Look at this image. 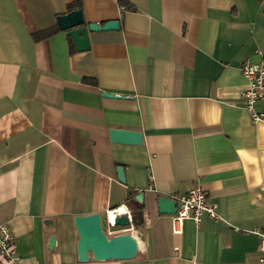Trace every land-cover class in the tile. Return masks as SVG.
<instances>
[{
    "label": "crops",
    "instance_id": "1",
    "mask_svg": "<svg viewBox=\"0 0 264 264\" xmlns=\"http://www.w3.org/2000/svg\"><path fill=\"white\" fill-rule=\"evenodd\" d=\"M74 1L0 0V224L16 250L0 264H260L245 230H264V122L240 66L264 61V0H81L86 23L118 29L88 31L85 51L64 30L33 38ZM195 184L220 219L173 232L157 199ZM136 204L141 226L106 232L130 233L132 258H77L74 216Z\"/></svg>",
    "mask_w": 264,
    "mask_h": 264
},
{
    "label": "water",
    "instance_id": "2",
    "mask_svg": "<svg viewBox=\"0 0 264 264\" xmlns=\"http://www.w3.org/2000/svg\"><path fill=\"white\" fill-rule=\"evenodd\" d=\"M121 19L122 16L119 19L105 21L101 25L95 22L86 23L81 9H73L58 15L56 24L71 38L76 50L85 51L89 49L88 31L118 29ZM101 94L106 97H117V94L109 92H102ZM108 133L113 142L127 144H141L142 142L139 131L110 128ZM116 172L119 181L124 182L123 168L117 167ZM176 205L177 202L169 197L161 196L157 199V206L161 214L176 213ZM108 217L107 213L101 214L99 212L74 216V225L78 235L76 247L79 260H88L90 257L95 260L129 259L135 255L137 245L130 233L107 235ZM131 221L125 214L117 215L114 218V224L121 227L130 225ZM53 243L54 238L51 237L49 246Z\"/></svg>",
    "mask_w": 264,
    "mask_h": 264
},
{
    "label": "built area",
    "instance_id": "3",
    "mask_svg": "<svg viewBox=\"0 0 264 264\" xmlns=\"http://www.w3.org/2000/svg\"><path fill=\"white\" fill-rule=\"evenodd\" d=\"M257 53H260L257 51ZM240 71L245 79V88L242 92L244 98V105L249 113L250 119L253 123L264 122V61H251L245 59ZM169 198L177 202L176 213L171 214V229L173 232H180L181 225L184 219H191L196 224L203 216L211 219H220L219 214L215 210V206L207 199L205 190L199 185L195 184L184 193H177L171 195ZM125 207V206H124ZM118 208V207H117ZM113 208L107 210V229L114 227V218L117 215L125 214L131 220L130 210L125 207L122 212H115L113 220L110 218V212ZM238 230V228H234ZM246 232H254L259 235V256L260 264H264V230H245ZM16 250L14 246L13 236L6 223L0 224V257L9 261H15Z\"/></svg>",
    "mask_w": 264,
    "mask_h": 264
},
{
    "label": "trees",
    "instance_id": "4",
    "mask_svg": "<svg viewBox=\"0 0 264 264\" xmlns=\"http://www.w3.org/2000/svg\"><path fill=\"white\" fill-rule=\"evenodd\" d=\"M117 3L120 7L122 8H125V9H133V5L131 3H129L128 1L126 0H117ZM81 0H76L74 2H71L69 5H68V9H81ZM58 26L57 24H55L54 26L52 27H49L47 29H44V30H41V31H38V32H35L33 34V38L34 39H41V38H45L47 36H49L51 33H53L54 31L58 30ZM68 40H69V43H70V52L73 51V47H72V43H71V39L69 36H67ZM83 80L85 81H90V79H88L87 77H84ZM131 223L134 225V226H141L142 225V222H143V217H142V208L140 205L136 204L134 205L133 207L131 206ZM115 228H112L113 230L117 229V228H123L121 226H114Z\"/></svg>",
    "mask_w": 264,
    "mask_h": 264
},
{
    "label": "bare ground",
    "instance_id": "5",
    "mask_svg": "<svg viewBox=\"0 0 264 264\" xmlns=\"http://www.w3.org/2000/svg\"><path fill=\"white\" fill-rule=\"evenodd\" d=\"M125 210V207L124 206H121L119 209H114L113 211H111L110 212V218H111V220H113V214L115 213V212H122V211H124Z\"/></svg>",
    "mask_w": 264,
    "mask_h": 264
},
{
    "label": "rangeland",
    "instance_id": "6",
    "mask_svg": "<svg viewBox=\"0 0 264 264\" xmlns=\"http://www.w3.org/2000/svg\"><path fill=\"white\" fill-rule=\"evenodd\" d=\"M111 228H115V227H111Z\"/></svg>",
    "mask_w": 264,
    "mask_h": 264
}]
</instances>
